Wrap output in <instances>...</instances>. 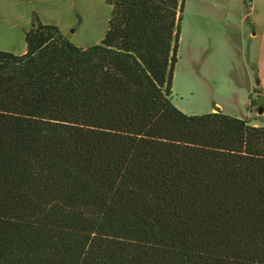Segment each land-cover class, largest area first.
Wrapping results in <instances>:
<instances>
[{"label":"trees","instance_id":"16d2710c","mask_svg":"<svg viewBox=\"0 0 264 264\" xmlns=\"http://www.w3.org/2000/svg\"><path fill=\"white\" fill-rule=\"evenodd\" d=\"M184 1L0 50V264H264V126L171 102Z\"/></svg>","mask_w":264,"mask_h":264},{"label":"rangeland","instance_id":"374dc122","mask_svg":"<svg viewBox=\"0 0 264 264\" xmlns=\"http://www.w3.org/2000/svg\"><path fill=\"white\" fill-rule=\"evenodd\" d=\"M110 15L107 0H0V50L24 53L34 16L89 47L103 38ZM252 16L262 29L251 26ZM171 102L186 114L216 112L219 104L264 126V0L184 1Z\"/></svg>","mask_w":264,"mask_h":264},{"label":"crops","instance_id":"0c3cea01","mask_svg":"<svg viewBox=\"0 0 264 264\" xmlns=\"http://www.w3.org/2000/svg\"><path fill=\"white\" fill-rule=\"evenodd\" d=\"M239 1H243V0H239ZM233 10V8H231V11ZM240 21H239V23L240 24H243L244 23V20L242 19V17L239 19ZM251 20V26L252 27H256V28H258V29H262V25H260L256 20V18H255V16H252V18L250 19ZM250 35L252 36V39H254V37H255V35H256V32L255 31H251L250 32ZM252 71V70H251ZM253 85V84H252ZM257 85V84H256ZM253 87H251V89H252ZM250 92H252V91H250ZM218 106H220L219 104H218ZM213 108H215V106H213L211 109L213 110ZM221 106H220V111H221ZM210 112V111H209ZM253 125H256V124H253Z\"/></svg>","mask_w":264,"mask_h":264},{"label":"water","instance_id":"95a60500","mask_svg":"<svg viewBox=\"0 0 264 264\" xmlns=\"http://www.w3.org/2000/svg\"><path fill=\"white\" fill-rule=\"evenodd\" d=\"M215 107H216L217 111H220V108L218 106H215Z\"/></svg>","mask_w":264,"mask_h":264},{"label":"built area","instance_id":"2783aa9c","mask_svg":"<svg viewBox=\"0 0 264 264\" xmlns=\"http://www.w3.org/2000/svg\"><path fill=\"white\" fill-rule=\"evenodd\" d=\"M249 3L251 4V0H249ZM252 7H250V9H251Z\"/></svg>","mask_w":264,"mask_h":264}]
</instances>
